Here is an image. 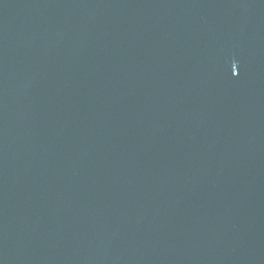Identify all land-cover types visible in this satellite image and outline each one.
<instances>
[{"label":"water","instance_id":"95a60500","mask_svg":"<svg viewBox=\"0 0 264 264\" xmlns=\"http://www.w3.org/2000/svg\"><path fill=\"white\" fill-rule=\"evenodd\" d=\"M0 264H264V0H0Z\"/></svg>","mask_w":264,"mask_h":264}]
</instances>
